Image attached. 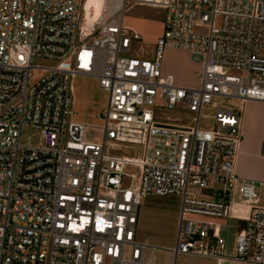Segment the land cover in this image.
Segmentation results:
<instances>
[{"label":"built area","instance_id":"1","mask_svg":"<svg viewBox=\"0 0 264 264\" xmlns=\"http://www.w3.org/2000/svg\"><path fill=\"white\" fill-rule=\"evenodd\" d=\"M87 1L0 0V264H157L158 250L264 264V179L237 173L242 113L222 104L264 102V0H133L167 11L153 59L129 56L128 0L91 24ZM170 47L199 59L198 85L164 71ZM79 76L107 94L99 126L72 118ZM215 98L216 125L200 128ZM178 106L190 125L159 120ZM28 128L39 142L22 141ZM121 144L142 154L108 152ZM169 194L182 196L176 244L140 240L144 198ZM230 220L245 222L232 255Z\"/></svg>","mask_w":264,"mask_h":264},{"label":"rangeland","instance_id":"2","mask_svg":"<svg viewBox=\"0 0 264 264\" xmlns=\"http://www.w3.org/2000/svg\"><path fill=\"white\" fill-rule=\"evenodd\" d=\"M167 11L162 7L133 3L128 0L123 15V24L125 26L135 25V20H150L154 22L166 21ZM155 27V26H154ZM165 29V27H164ZM134 30V29H133ZM136 31V30H135ZM164 32V31H163ZM139 33V32H138ZM140 34V33H139ZM162 35V34H161ZM160 35V36H161ZM159 36V37H160ZM144 47V48H142ZM151 49L144 46L143 43L134 41L129 56L137 58L153 59ZM34 64L52 65L54 61L46 58H35ZM40 72H38V75ZM222 104L226 107L237 108L236 100L223 99ZM219 105V99L215 98L210 104H207L202 110L200 119V128L212 129L216 125L215 114ZM107 106V94L101 89L97 78L79 76L74 80V103L72 106V118L82 120L92 125L102 124V115ZM159 120L162 122H173L177 124L190 125L189 117L192 115L186 109L178 106L174 110L158 109ZM175 114L178 119H170L169 116ZM38 131L33 128L25 129L22 132V141L39 142ZM89 138H101L100 132L89 131ZM110 154L118 156H140L141 148L138 146H107ZM264 199V198H263ZM182 206V196L180 194H169L167 196L148 195L144 198L139 210L138 230L140 240L147 243H154L162 246L173 247L176 244V235L179 222V214ZM230 227L226 234L229 240L244 227L245 222L241 220H230ZM231 253V247L228 245L227 253ZM158 263L163 261L164 251L156 252ZM161 264V263H160Z\"/></svg>","mask_w":264,"mask_h":264},{"label":"crops","instance_id":"3","mask_svg":"<svg viewBox=\"0 0 264 264\" xmlns=\"http://www.w3.org/2000/svg\"><path fill=\"white\" fill-rule=\"evenodd\" d=\"M164 27L165 20L160 22L135 20V25L130 26V28L136 30L141 35V38L135 41H137V43H143L144 46L149 47L152 52L149 56H152V58L155 55L156 42L159 36L163 33ZM163 68L165 72L173 74L177 82L181 85L196 86L199 84L201 63L199 59H197L196 55L188 50L173 47L167 48L164 55ZM237 105L242 113L243 138L236 157V171L244 177L264 179V155L262 154L264 102L249 100L242 103L237 101ZM77 121L85 122L82 120ZM138 238H140L139 230ZM235 238L236 234L231 238V240H229L228 237L229 245L231 247V253L229 252V255L234 253ZM164 253L165 255L163 257V261L160 262L161 264H244L234 259H226L222 263H218L216 259L211 257L180 255L175 258L171 252L164 251ZM156 263L160 264L158 263L157 255Z\"/></svg>","mask_w":264,"mask_h":264},{"label":"bare ground","instance_id":"4","mask_svg":"<svg viewBox=\"0 0 264 264\" xmlns=\"http://www.w3.org/2000/svg\"><path fill=\"white\" fill-rule=\"evenodd\" d=\"M105 0H88L86 3L88 24L104 14Z\"/></svg>","mask_w":264,"mask_h":264}]
</instances>
